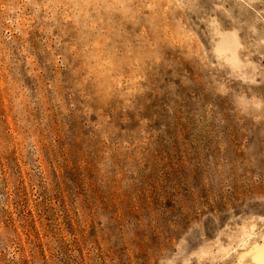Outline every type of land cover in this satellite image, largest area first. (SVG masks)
<instances>
[{
    "label": "rangeland",
    "instance_id": "374dc122",
    "mask_svg": "<svg viewBox=\"0 0 264 264\" xmlns=\"http://www.w3.org/2000/svg\"><path fill=\"white\" fill-rule=\"evenodd\" d=\"M0 264H264V0H0Z\"/></svg>",
    "mask_w": 264,
    "mask_h": 264
}]
</instances>
